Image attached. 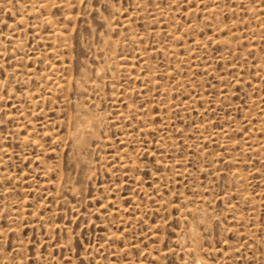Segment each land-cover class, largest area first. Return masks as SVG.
I'll return each mask as SVG.
<instances>
[{
    "label": "rangeland",
    "instance_id": "rangeland-1",
    "mask_svg": "<svg viewBox=\"0 0 264 264\" xmlns=\"http://www.w3.org/2000/svg\"><path fill=\"white\" fill-rule=\"evenodd\" d=\"M0 264H264V0H0Z\"/></svg>",
    "mask_w": 264,
    "mask_h": 264
}]
</instances>
